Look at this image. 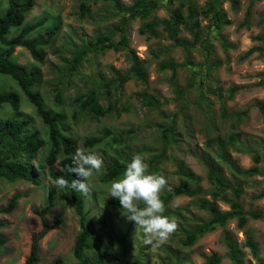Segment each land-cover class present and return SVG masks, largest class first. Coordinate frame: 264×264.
<instances>
[{"label":"rangeland","instance_id":"obj_1","mask_svg":"<svg viewBox=\"0 0 264 264\" xmlns=\"http://www.w3.org/2000/svg\"><path fill=\"white\" fill-rule=\"evenodd\" d=\"M136 1L33 0L34 6L25 19L26 23L42 21L46 28L58 26L44 62L38 66L41 80L36 89L44 108L60 117V127L65 128L63 133L71 137L75 149L94 151L104 161L103 173L94 174L88 181L90 194L81 193L87 221L96 236L94 248L84 252L82 260L90 264H205V257L217 254L222 257L219 264H234L228 257L227 237L239 254L240 264H264V218L253 220L247 216L242 229L237 227L236 219L229 220L223 228L185 246L186 233L210 217L198 208L194 197L181 196L166 205L164 213L175 218L177 230L158 247L146 246L142 230L127 219L119 201L109 197L112 180L103 181L108 166H126L134 155L141 154L150 172L166 177L168 188L162 194L179 183L178 172L186 167L201 179L199 197L215 205L220 213L229 211V202L235 199L230 191L216 197L210 194L214 190L208 179L211 169L240 190L238 201L245 213L264 212V196H258L264 190V110L255 105L264 101V42L253 40L264 36V0H143L138 11L147 16L132 19L124 9ZM7 3L0 0V14ZM83 3L88 10L81 15ZM211 6L222 17L221 23L213 22ZM176 10L188 26L175 19ZM190 11L196 12L197 29L187 19ZM164 19L173 20V25L179 27L178 37L188 50L175 46L168 38L160 24ZM152 22L159 25L146 30L144 26ZM196 30L198 42L194 40ZM98 35L109 36L114 43L123 35L128 48L90 50L88 41ZM250 48L256 51L244 57ZM84 49L89 51L76 69L70 70L73 55ZM128 50L144 64L145 80L130 79L120 86L118 77L131 66ZM15 57L22 65L32 62L22 48L15 49ZM168 65H174L175 70L159 68ZM6 77L0 74L1 88L14 87ZM232 88L237 90L228 98ZM107 90L110 95H106ZM91 92L103 110L111 107L104 116L95 117L81 110L78 98L84 99ZM139 94L151 96L155 105H141L136 97ZM21 96L17 117L31 118L30 131L46 143L34 162L37 166L48 150L49 128ZM1 115L15 114L7 107ZM93 138L103 141L87 147L86 141ZM251 151L260 157L256 165ZM250 168H257L258 173L241 176L236 172ZM47 169L36 170L40 186L0 179V208L12 196L19 197L10 213H0V237L6 240L0 264H24L31 236L42 228L41 218L33 209L44 206H49L47 222L54 217L61 220L38 242L37 264H53L56 259L62 264H82L72 255L80 231L74 205L66 191H56ZM249 236L258 243L257 258L245 245Z\"/></svg>","mask_w":264,"mask_h":264},{"label":"trees","instance_id":"obj_2","mask_svg":"<svg viewBox=\"0 0 264 264\" xmlns=\"http://www.w3.org/2000/svg\"><path fill=\"white\" fill-rule=\"evenodd\" d=\"M143 4V0H137L134 5L128 9H124L129 13V16L133 19L139 15L141 17L147 16V13L138 11ZM33 0H25L24 2H18L16 0H8L6 11L0 14V74L10 78L12 85L19 87L27 97L28 102L35 107L37 115L41 118L43 123L49 128V149L44 158V164H40V169L45 167H52L57 159L59 161V169L52 168L48 170V176L54 182L56 178L63 177L68 180L69 183L73 179H77L75 174L70 172L71 158L74 154L75 148L70 136L63 133L65 128H61L63 125L60 117L53 115L50 111L44 108L42 101L38 98V93L33 91V87L38 84L40 70L37 67L27 68L20 65L15 57L14 51L17 47L26 49L32 59L37 63H43L46 56V47L50 46L53 42V38L56 35L58 29L57 25L52 26L42 35H35L37 30H41L43 24H25V15L33 7ZM210 11L214 8L211 6ZM88 7L85 3L80 5V12H86ZM175 19L183 25L188 24L182 18V14L178 10L174 12ZM213 22L221 23L222 17L219 13L214 11ZM187 19L191 23L193 29L198 28V22L196 20V12L190 11L187 15ZM173 20H162L160 24L167 32L168 38L173 41L175 46L183 47L188 50L186 46H183L181 40L178 37L179 27L173 25ZM159 25V22H152L146 24L144 27L146 30H152ZM14 31L11 33V31ZM123 31H121L122 33ZM142 34L144 30H140ZM194 40L199 41V32L196 30ZM254 41H263L264 36H256ZM89 49L95 52H103L105 50L119 51L121 49H127V40L125 36H121L120 40L116 43L112 41L109 36L98 35L94 41H88ZM89 50L84 49L79 53L74 54L71 62H69L70 70L76 69V66L82 61ZM256 51L255 48H250L244 57H249ZM127 59L131 63L130 69L127 73L118 77V84L122 86L130 79L138 81L145 80V66L142 61L135 55L134 52L128 50ZM162 68H169L175 70L174 65L160 66ZM7 82V81H6ZM9 82V81H8ZM118 85V86H119ZM109 87V85H107ZM11 87L1 88L0 86V112L5 109V105H9L11 110L17 112L20 108L19 95L15 90H11ZM9 90V91H7ZM237 88L230 89L228 98H230ZM106 95H110L107 90ZM140 104L143 106H154L155 101L151 96L143 94L136 95ZM77 102L80 104L82 111L91 112L95 117L104 116L106 111H109L111 107L103 110L98 105V99L95 94L91 92L86 95L84 99L78 98ZM260 109L264 110V101L257 102L255 104ZM245 112H243L244 114ZM30 121L18 120L16 117L0 116V178L8 181L23 180L35 185H39L40 182L36 173L31 169V162L36 157L38 151L44 146V142L41 141L36 132L30 131ZM60 127V129L58 128ZM165 138V135H164ZM103 141L102 138H93L87 140L85 145L92 147ZM230 144H234L233 138H230ZM253 164L260 162V157L255 152L251 151ZM126 166L112 164L108 166L107 173L105 174L103 181H110L118 178L124 172ZM236 172L241 176H253L258 173L257 168H250L248 170H237ZM178 175L180 177L179 183L169 191L162 194L161 198L165 205L170 204L174 199L185 196L194 197L197 201L198 208L202 211H206L209 214V219L204 223L196 226L186 233L183 245L192 246L199 238L205 234L214 231L216 228H223L227 221L236 219L237 227L239 229L244 228L247 223V216L253 220L264 218V212H250L245 213L238 201L240 190L237 187H233L227 182H224L218 177L213 170H208V179L214 186V190L210 191V194L214 197L217 194L230 191L231 195L235 198L230 203V210L224 213H220L215 205H209L206 201L199 197L200 178L194 174L190 169L184 167L180 168ZM70 198L71 203L74 205V211L78 217L79 233L74 241L72 248V255L75 259L80 260L82 264H90L89 261L82 260V254L86 251H90L94 248L93 242L96 239L95 234L91 231L89 223L87 221V213L84 209V198L82 194L71 188L65 190ZM264 196V190L258 195ZM18 195H14L6 204L5 207L0 208V213H10L18 203ZM119 204V203H118ZM120 205V204H119ZM49 210V206L42 209H35L33 212L41 218L42 228L39 232L34 233L31 236L30 252L26 258L24 264H37L38 258V242L52 229L56 228L60 224V218L55 217L51 222H47L46 213ZM3 223H0V226ZM126 238H123V244ZM227 246L229 247L228 257L234 264H240L239 254L236 252L234 245L230 243L229 239L225 237ZM6 240L0 237V256L2 254V247ZM245 245L250 249L254 258L258 257V243L253 240L252 237L246 239ZM106 255V252H103ZM222 257L217 254H212L205 257V264H219ZM53 264H62L60 259H56Z\"/></svg>","mask_w":264,"mask_h":264},{"label":"clouds","instance_id":"obj_3","mask_svg":"<svg viewBox=\"0 0 264 264\" xmlns=\"http://www.w3.org/2000/svg\"><path fill=\"white\" fill-rule=\"evenodd\" d=\"M30 11H28L26 13L25 19L27 17V14ZM35 23H42L43 24L41 30H37L35 35H42L45 33V31H47L49 28H51L49 26L46 28L42 21H37V22H32V23L31 22H29V23L25 22V24H35ZM53 40H54V38H53ZM48 47L49 46H47L46 49ZM17 48H22V47H17ZM22 49H24V48H22ZM24 50L27 51L26 49H24ZM28 54L30 55L29 52H28ZM14 57H15V51H14ZM30 57H31V55H30ZM15 59L18 62L16 57H15ZM31 59H32V57H31ZM44 60H45V58H44ZM40 64H42V63H40ZM20 65H22V64H20ZM31 65H36L35 67H37L40 70V68L38 67L39 63L35 62L33 59H32L31 63H29L27 65H22V66H25L27 68H31V67H33ZM40 80H41V72H40L38 84H36L33 87V91L38 93V98H39L40 93L37 91L36 88L40 84ZM11 90H15V92L19 95L20 108L17 112H14L11 110L9 105H5L4 110H6V108L8 107L15 114V115H13V117H16L20 121L27 120V121L32 122L31 118L21 117V119H19L17 117V115H18V113H20V110L22 107L21 93L26 100H27V97L24 94V92L19 87L15 86V85H14V87H12ZM7 91H9V90H7ZM27 102H28V100H27ZM36 114H37V112H36ZM0 116H2L1 112H0ZM30 129H31V123H30ZM40 140L43 141V139H40ZM45 145H46V143L44 142V146ZM44 146L41 149H43ZM49 146H50V144L48 142V149H49ZM74 148H75V146H74ZM39 151H38V153H39ZM38 153H37L36 157L33 159V161L31 162V169L36 173L37 177H38V174H37L36 170L40 169L39 168L40 164H44V158H45V156H44V158L42 159V163L37 164V166L34 165L35 160L38 158ZM59 161H60V158L57 159V161L54 163V165L52 167H45V169L48 168L47 174H48V170H50L52 168H56V169L60 168ZM56 165H57V167H56ZM103 168H104L103 159L100 156H98L94 151H91V150L85 151V150L77 147V149H75L74 154L71 158V165H70V172L72 174H75L77 179H73L71 181V183H69V181L64 179L63 177H58L55 179L54 182L52 181L54 183V188L56 189V191L58 193L64 192L66 189L71 188L73 190H76V191L82 193L85 196H88L90 194V192L92 191L91 184L88 181L90 180L91 177H93L94 174H102ZM43 169H40V170H43ZM0 179H2V178H0ZM3 180H5V179H3ZM38 180L40 182L39 177H38ZM5 181H8V180H5ZM16 181H23V180H16ZM16 181H8V182H16ZM25 182H27V181H25ZM28 183H30V182H28ZM30 184H32V183H30ZM32 185H35V184H32ZM40 185L41 184L35 185V186H40ZM167 188H168V181H167L166 177L160 173L150 172L149 171V165L145 162V160L141 154L134 155L132 160L126 164L125 170L122 173V175L120 177L115 178L112 181H110V187L108 188L109 197L118 200L119 204H120V208L126 212V214H124V215L127 217V219L129 221L133 222L136 225L137 229L142 230V234L144 236V244L146 246L158 247L159 245L165 243L178 228V224H177V221L175 220V218H169L168 216L164 215V213L166 211V205L161 198V194ZM83 198H84V196H83ZM141 205H143V206H141ZM44 207H46V206H44ZM44 207H42V208H44ZM42 208H40V209H42ZM35 209L36 208H34L33 211ZM84 209H85V206H84ZM45 217H46V215H45Z\"/></svg>","mask_w":264,"mask_h":264}]
</instances>
